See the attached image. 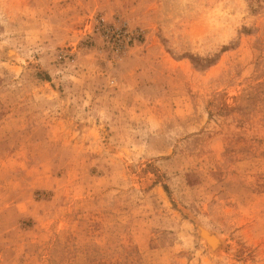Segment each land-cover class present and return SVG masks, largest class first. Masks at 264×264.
I'll return each mask as SVG.
<instances>
[{"label":"rangeland","instance_id":"1","mask_svg":"<svg viewBox=\"0 0 264 264\" xmlns=\"http://www.w3.org/2000/svg\"><path fill=\"white\" fill-rule=\"evenodd\" d=\"M0 264H264V0H0Z\"/></svg>","mask_w":264,"mask_h":264},{"label":"built area","instance_id":"2","mask_svg":"<svg viewBox=\"0 0 264 264\" xmlns=\"http://www.w3.org/2000/svg\"><path fill=\"white\" fill-rule=\"evenodd\" d=\"M112 27L114 26H108L107 22L103 18H101L96 28V32L102 33L105 39L110 37V39L113 40V44H116L114 40L119 39L122 33L114 32ZM126 48H127L126 45L119 44L117 46H114L113 51L118 55H123L126 53ZM59 58L62 59V56H59Z\"/></svg>","mask_w":264,"mask_h":264},{"label":"bare ground","instance_id":"3","mask_svg":"<svg viewBox=\"0 0 264 264\" xmlns=\"http://www.w3.org/2000/svg\"><path fill=\"white\" fill-rule=\"evenodd\" d=\"M10 56H14V53H13V52H10ZM208 240H209L210 242H212V244H214V245L217 244V243H216L217 241H216L215 238H213V237H212V238L209 237Z\"/></svg>","mask_w":264,"mask_h":264}]
</instances>
